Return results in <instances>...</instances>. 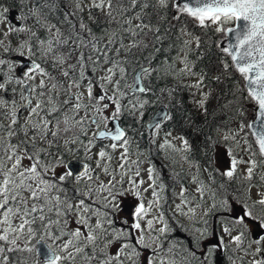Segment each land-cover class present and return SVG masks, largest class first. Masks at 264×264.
<instances>
[{
	"label": "snow or ice",
	"instance_id": "snow-or-ice-1",
	"mask_svg": "<svg viewBox=\"0 0 264 264\" xmlns=\"http://www.w3.org/2000/svg\"><path fill=\"white\" fill-rule=\"evenodd\" d=\"M5 3L0 0V264H13V252L31 254L19 264H35L34 242L46 240L53 243L39 249L40 264H217L218 253H227L229 264H264V174H258L264 168V0H20L14 18ZM237 22L239 30L230 27ZM189 23L233 35L235 42L221 51L246 82V95L233 92V102L224 104L218 98L209 111L213 91L206 82L219 83L229 64L222 60L215 76L211 68L196 70L189 57L193 45L200 55L202 42ZM164 24L169 28L162 31ZM177 25L178 60L158 68L156 54ZM137 54L146 63H138L129 84V57ZM164 64L163 74L182 82L205 122L217 108L238 120L235 128L222 120L201 141L214 165L204 169L210 183L200 178L185 135L166 131L159 144L196 169L194 194L181 184L176 205L195 222L184 243L165 218L160 172L138 144L133 148L132 126L121 123L142 121L147 106L174 96L167 88L154 95L152 81ZM244 101L253 105L252 122ZM171 120L167 112L152 122L150 144ZM254 127L249 142L241 133Z\"/></svg>",
	"mask_w": 264,
	"mask_h": 264
},
{
	"label": "trees",
	"instance_id": "trees-1",
	"mask_svg": "<svg viewBox=\"0 0 264 264\" xmlns=\"http://www.w3.org/2000/svg\"><path fill=\"white\" fill-rule=\"evenodd\" d=\"M5 6H8L9 8H17L20 9V0H6ZM56 19L59 18V14L56 13L53 15L52 19L55 22ZM179 25L173 30H171L170 33H168L165 37V42L163 44L164 51L156 54L157 59L153 62L157 64V67L159 68L161 63H164L165 60H175L177 55H180L178 50L181 47L180 45V33H179ZM169 28L168 24H164L163 29ZM99 30V29H98ZM188 30L192 31L194 35H198L201 39V48L199 49L200 55H196L195 46L193 45V53L190 55V60H192L197 68L196 70H207L211 68L212 75L215 76L220 73L221 71V61L226 60L229 64V68L226 72L223 73L221 77V81L217 83L214 79L207 81V88L206 90L213 91V96L209 98L208 101V108L211 112L213 108H216L218 98L219 103L224 104L227 102H233V95L232 93L235 92L237 94V97L241 95V92L243 90L241 81L239 77L236 75V73L233 71L229 58L225 55L220 53L216 46L215 42L219 38V34L214 32L212 29H208L206 31L201 30L199 28L193 27L190 23L188 24ZM186 38V37H185ZM138 63H146L143 58L137 54L135 58L129 57V64L127 65L130 70H135L138 68ZM167 69V64H164V68L161 69L160 75L156 76L155 79L152 81V86L155 89L154 95H160L161 89H175L174 96L170 100H166L164 96H160L159 100H156L154 103H151L149 106H147L144 117H143V123L149 118V116L159 107V106H165L168 110V112H171L173 114V120L164 123L163 127L166 130H174L178 132L181 135H185L193 144L194 151L191 154V158L195 163H198L200 166L212 168L213 165L207 163V155L202 150L201 141L203 140L204 136L207 134H213L215 135V126L219 125L221 121H225L228 123L229 127H231L232 123L236 121V119H233L231 117L225 116L223 113L220 112V110L217 108L215 115H210L207 122L204 121L203 116L194 109L192 103H191V96L189 93H187L185 90H183L182 86L177 84L176 80L173 79L171 75L165 76L163 73ZM131 78V74H130ZM244 95H246L244 91ZM245 104H247V115L246 120L249 115V107L251 103H248L247 101H244ZM132 118V117H129ZM238 121V120H237ZM199 126L200 132L194 131L192 124ZM122 125L127 124V119H124L121 121ZM133 132L137 135V140L139 141L140 148H145V151L147 152L148 145L145 146V143H143L144 136L137 133L136 130H139L140 132L144 130V126L140 127L139 129H136L134 127ZM247 134L249 142H251L250 137L247 133V131L244 133ZM210 155V153L208 154ZM76 157L77 159L80 158L77 156H71ZM69 158V157H68ZM82 159V158H81ZM178 167V166H177ZM176 165L174 168L171 166L170 170L175 172ZM171 172H169L170 174ZM217 181V177H216ZM219 181H217V184ZM166 190H168V186L166 185ZM168 200L164 202L163 206L164 208L168 204ZM165 212V218H168V212ZM169 220V219H168ZM170 223V221H169ZM173 238L177 240L179 243H184L175 233H172ZM9 255L12 256L13 264H19V261H23L25 258L32 260V256L29 253L26 252H20V253H10ZM35 264H40V261L35 256Z\"/></svg>",
	"mask_w": 264,
	"mask_h": 264
},
{
	"label": "rangeland",
	"instance_id": "rangeland-1",
	"mask_svg": "<svg viewBox=\"0 0 264 264\" xmlns=\"http://www.w3.org/2000/svg\"><path fill=\"white\" fill-rule=\"evenodd\" d=\"M215 28V26H213ZM175 60H178V56L175 58ZM181 65L177 62L176 67H180ZM18 69V68H17ZM7 71V69H5V72ZM129 74L130 71L128 70V83L131 84V81H129ZM174 79V78H173ZM177 84L182 86V82L175 79ZM187 82V81H184ZM187 93H189L187 90H185ZM190 94V93H189ZM192 103V100H191ZM193 105V104H192ZM128 122H135L134 120H131L128 118ZM5 124H7V121H4ZM138 123V122H135ZM236 127V123L232 125V128ZM166 132V130H164L163 128L160 131V138L157 139L155 144H148L149 148H148V152L151 151V157L148 156L146 154L147 157V161H150L152 164L155 165V167L157 168V170L160 172L161 174V179L165 178L167 179L168 177H172V178H168L169 179V186L168 188H170L171 192H168V196H166V190L163 193L164 197H165V201H169L167 206H166V210L168 212V214L170 215L169 221L171 223V225H174V227H176L175 225H178V227L184 232V234H182V238L187 239L188 236L190 235V232L188 231L189 229H191L194 225V221L189 219L186 216H181L177 211H176V205L180 203L179 197H178V193L180 191V186L181 184H183L185 187H187L188 192L190 194H194L195 191V185L192 183L190 177L192 175H196V169L195 167L190 168L189 165L187 163H185L183 160H180V155L181 154H177V153H173V152H168V154L166 155L164 151L159 149V144L162 143V138L164 136V133ZM172 132V136L173 137H177L179 136V134H177L174 131ZM241 135L243 136V133H241ZM148 142H149V134H148ZM173 143L176 144L177 146H179V141L178 140H173ZM225 150V146H220L217 149V155L221 156L222 158V154L224 153ZM237 152H239V154L241 156H244V158L246 159L247 157L245 156V154L240 151V149H236ZM158 151V152H157ZM152 158V160H151ZM141 159H145L144 156L141 157ZM145 162V164L143 165V167H147L148 166V162ZM177 161H179L177 163ZM25 163H27V161H25ZM116 161H113V166H115ZM174 165H178L180 167L179 170L177 171H171L170 167L174 166ZM244 166H241V168L243 169ZM169 172H171L169 174ZM174 173H180L179 177H175ZM258 174H264V168L258 169ZM205 177V178H204ZM219 177V176H217ZM200 178L202 180H204L206 183H208L209 177L207 176V174L205 175V173L201 171L200 173ZM180 181H184V183L180 182ZM222 183L221 178L219 177V183ZM239 183V182H237ZM256 189H253V193H255ZM229 194H232L229 191ZM164 201V202H165ZM163 202V203H164ZM185 211H187V209H185ZM177 221V224H174ZM227 239V238H225ZM46 242L48 244L53 243L51 240H46ZM227 253H226V257H225V264H229L228 260H227ZM218 257H220L217 254V264H221L218 260Z\"/></svg>",
	"mask_w": 264,
	"mask_h": 264
},
{
	"label": "water",
	"instance_id": "water-1",
	"mask_svg": "<svg viewBox=\"0 0 264 264\" xmlns=\"http://www.w3.org/2000/svg\"><path fill=\"white\" fill-rule=\"evenodd\" d=\"M230 27H234V28H237V30H239V22H237V24H235V25H232V26H230ZM235 41H234V37H233V35L232 34H227V35H225L224 34V36H223V38L217 43V47H218V49L221 51V47H227V46H229L230 45V43H234ZM222 52V51H221ZM230 58V60H231V57H229ZM231 62H232V60H231ZM233 68L235 69V67L233 66ZM139 70V69H138ZM138 70H136L135 72H134V74H137L138 73ZM236 71V70H235ZM237 72V71H236ZM238 73V72H237ZM239 74V73H238ZM240 75V74H239ZM245 84H246V82L244 81V79H243V86H244V89H245ZM252 109H253V107H252ZM252 109H251V111H252ZM165 113H167V110L164 108V107H161V108H159L158 110H156V112L153 114V116L151 117V119L149 120V122L147 123V128L148 129H150L151 128V124H152V122L154 121V120H156L159 116H162V115H164ZM253 116H254V113H253V111H252V117L250 118V120L248 121V122H252V120H253ZM249 131V133H250V135H251V138H252V140L254 141V137L252 136V132H254V131H256V128L254 127L253 129H251V130H248ZM70 161H75V160H70ZM77 167H79V164H77ZM44 247L45 249H47V246L45 245V244H43L42 242L41 243H37V254H38V252H39V249L41 248V247ZM38 256L43 260V257L42 256H40L39 254H38Z\"/></svg>",
	"mask_w": 264,
	"mask_h": 264
},
{
	"label": "flooded vegetation",
	"instance_id": "flooded-vegetation-1",
	"mask_svg": "<svg viewBox=\"0 0 264 264\" xmlns=\"http://www.w3.org/2000/svg\"><path fill=\"white\" fill-rule=\"evenodd\" d=\"M17 13L14 14V16H16Z\"/></svg>",
	"mask_w": 264,
	"mask_h": 264
}]
</instances>
